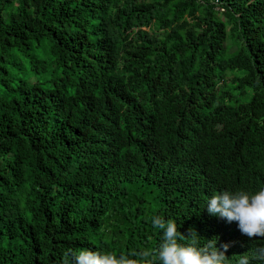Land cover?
<instances>
[{
    "label": "trees",
    "instance_id": "trees-1",
    "mask_svg": "<svg viewBox=\"0 0 264 264\" xmlns=\"http://www.w3.org/2000/svg\"><path fill=\"white\" fill-rule=\"evenodd\" d=\"M262 188L264 0H0V264L156 249L155 215L220 247L203 199Z\"/></svg>",
    "mask_w": 264,
    "mask_h": 264
},
{
    "label": "clouds",
    "instance_id": "clouds-1",
    "mask_svg": "<svg viewBox=\"0 0 264 264\" xmlns=\"http://www.w3.org/2000/svg\"><path fill=\"white\" fill-rule=\"evenodd\" d=\"M202 202L218 221L219 234L230 237L228 243L217 247V236L205 239L192 228L184 234L174 218L155 215L152 226L162 234L158 248L120 252L82 248L66 252L62 264H232L226 255L231 243L240 247L237 264H264V188L255 193L222 189Z\"/></svg>",
    "mask_w": 264,
    "mask_h": 264
},
{
    "label": "rangeland",
    "instance_id": "rangeland-1",
    "mask_svg": "<svg viewBox=\"0 0 264 264\" xmlns=\"http://www.w3.org/2000/svg\"><path fill=\"white\" fill-rule=\"evenodd\" d=\"M227 42H229V40H227Z\"/></svg>",
    "mask_w": 264,
    "mask_h": 264
}]
</instances>
